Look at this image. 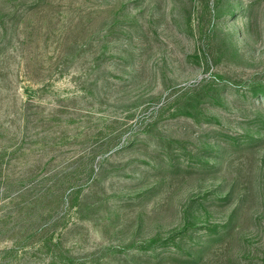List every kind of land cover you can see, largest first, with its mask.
Masks as SVG:
<instances>
[{
    "label": "rangeland",
    "instance_id": "obj_1",
    "mask_svg": "<svg viewBox=\"0 0 264 264\" xmlns=\"http://www.w3.org/2000/svg\"><path fill=\"white\" fill-rule=\"evenodd\" d=\"M264 0H0V264H264Z\"/></svg>",
    "mask_w": 264,
    "mask_h": 264
},
{
    "label": "trees",
    "instance_id": "obj_2",
    "mask_svg": "<svg viewBox=\"0 0 264 264\" xmlns=\"http://www.w3.org/2000/svg\"><path fill=\"white\" fill-rule=\"evenodd\" d=\"M254 95L264 98V86L260 88L257 92H255Z\"/></svg>",
    "mask_w": 264,
    "mask_h": 264
}]
</instances>
